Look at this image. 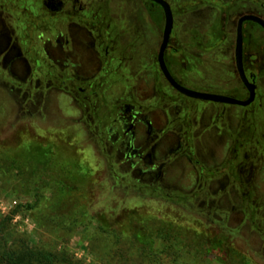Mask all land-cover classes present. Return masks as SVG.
I'll return each instance as SVG.
<instances>
[{
  "label": "flooded vegetation",
  "instance_id": "af4514ba",
  "mask_svg": "<svg viewBox=\"0 0 264 264\" xmlns=\"http://www.w3.org/2000/svg\"><path fill=\"white\" fill-rule=\"evenodd\" d=\"M126 1L0 0V84L23 102L28 118L52 95L60 97L71 113L57 108L61 120L79 126L111 175L120 179V167L134 177L139 194L182 202L236 197L257 225L264 28L239 21L264 22V0H161L172 15L166 35L159 2ZM206 77L208 87L227 94L188 86ZM191 100L219 106L201 109ZM204 133L221 148L216 161L200 155Z\"/></svg>",
  "mask_w": 264,
  "mask_h": 264
},
{
  "label": "rangeland",
  "instance_id": "374dc122",
  "mask_svg": "<svg viewBox=\"0 0 264 264\" xmlns=\"http://www.w3.org/2000/svg\"><path fill=\"white\" fill-rule=\"evenodd\" d=\"M207 81L206 77L203 84L191 82L188 86L227 94L217 86L208 87ZM191 101L197 102L201 109L219 106L206 101ZM57 108L63 115H71L63 100L52 95L42 105L41 112L34 109L31 118L25 117L23 102L11 96L6 85L0 84V155H26L10 167L0 168V222L8 226L13 238H22L28 247L65 251L79 264H115L105 256L108 249L116 261L149 264L148 259L139 254L132 233L144 229L154 237L155 247L160 249L164 242L158 232L170 225L196 233L211 231L222 235L228 247L224 263L215 257L176 250L161 253L159 260L151 264H264V197L260 202L261 209L255 214L257 225H252L236 197H205L182 202L139 194L135 191L134 177L129 180L120 167H115L119 177L122 176L120 179L111 175L101 151L93 146L76 123L61 120ZM200 145L198 150L205 161L218 159L221 148L215 138L206 134ZM29 151H33L32 159L28 157ZM49 156H54L52 162L62 165V169L54 166L45 171L40 163H45ZM29 161L40 164L34 175H28ZM58 173L67 175L75 188L62 193L54 185H48L39 190L40 199L36 201L30 190L35 183L27 181H40V176L45 180L46 174L57 176ZM75 199L80 202L79 209L75 207ZM68 204L79 213L73 231L55 227L49 221L52 214H60ZM99 212L107 214L110 222L123 227L119 244L121 252L114 253L112 238L97 233L93 216ZM0 238H5V234H0Z\"/></svg>",
  "mask_w": 264,
  "mask_h": 264
},
{
  "label": "trees",
  "instance_id": "16d2710c",
  "mask_svg": "<svg viewBox=\"0 0 264 264\" xmlns=\"http://www.w3.org/2000/svg\"><path fill=\"white\" fill-rule=\"evenodd\" d=\"M32 152L33 151L28 152L29 159L33 158L31 156ZM25 156V154H14L9 155L8 157L0 155V168L5 166L10 167L13 163H16L18 159L22 157L25 158ZM45 160V163H40L45 171L54 166H58L62 169V165L52 162L54 161V156H49ZM30 161L28 165V175H34L36 173V168L40 164ZM46 176L45 180H42L43 178L40 176L38 179L40 181H27L28 183H35L31 186L30 190L33 192L36 201H39L40 199L39 190H42L45 186L54 185L59 188L62 193L69 192L75 188L74 184L71 183V179L63 173H58L57 176L46 174ZM80 197H83V195H80ZM75 204V207L79 209L80 202L75 199ZM78 217L79 213L76 212V210L71 209L70 204H68L65 210L60 214H52L49 221L55 227H63L67 231H73L77 226ZM93 218L95 220L97 233L102 234L107 238H112V248H115L116 251L114 253L121 252L119 244L124 232L123 227L120 224L110 222L107 214L103 212L96 213ZM131 229L132 225L129 230ZM0 234H5V238H0V264H79L65 251L57 252L46 250L41 246L28 247L25 240L22 238H13L8 226L3 222H0ZM132 235L134 241L138 245L139 254L142 258L146 257L148 259L147 263L149 264L159 260V255L161 253H171L176 250H183V252L188 254H199L207 258L215 257L218 262L224 263L223 257L228 250L224 237L218 233H212L211 231L196 233L191 230H182L167 225L158 232V236L162 238L164 242L160 249L155 247L154 237L146 233L144 229L136 230ZM187 240L190 241L186 242ZM105 251V256L110 259V263L113 261L115 264H126L121 260L116 261L115 255L110 256V249Z\"/></svg>",
  "mask_w": 264,
  "mask_h": 264
},
{
  "label": "water",
  "instance_id": "95a60500",
  "mask_svg": "<svg viewBox=\"0 0 264 264\" xmlns=\"http://www.w3.org/2000/svg\"><path fill=\"white\" fill-rule=\"evenodd\" d=\"M157 2H159L165 11V17H166V25H165V35L166 33L169 31V29L171 28L172 25V15L171 12L168 8V6L161 0H156ZM245 19H251L254 20L255 22L261 24L264 28V22L262 20H260L257 17H253V16H246L240 19L239 21V25L240 23L245 20ZM240 40L238 39V42ZM184 93L190 97L193 98H198V99H202V100H210V101H224V102H235L234 100L219 96V95H214V94H208V93H200V92H195V91H190V90H183Z\"/></svg>",
  "mask_w": 264,
  "mask_h": 264
}]
</instances>
